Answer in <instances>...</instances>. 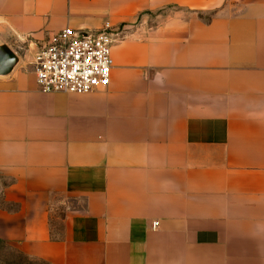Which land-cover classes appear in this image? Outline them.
Masks as SVG:
<instances>
[{
	"label": "crops",
	"instance_id": "1",
	"mask_svg": "<svg viewBox=\"0 0 264 264\" xmlns=\"http://www.w3.org/2000/svg\"><path fill=\"white\" fill-rule=\"evenodd\" d=\"M104 24L107 85L39 91L47 36ZM0 43L18 57L1 243L43 264H264V0H0Z\"/></svg>",
	"mask_w": 264,
	"mask_h": 264
},
{
	"label": "built area",
	"instance_id": "2",
	"mask_svg": "<svg viewBox=\"0 0 264 264\" xmlns=\"http://www.w3.org/2000/svg\"><path fill=\"white\" fill-rule=\"evenodd\" d=\"M114 35V29L108 24L93 31L65 26L52 32L32 57L38 90L80 94L106 86Z\"/></svg>",
	"mask_w": 264,
	"mask_h": 264
},
{
	"label": "rangeland",
	"instance_id": "3",
	"mask_svg": "<svg viewBox=\"0 0 264 264\" xmlns=\"http://www.w3.org/2000/svg\"><path fill=\"white\" fill-rule=\"evenodd\" d=\"M171 10L170 8L165 10ZM200 17L207 18L208 14H200ZM31 66V65H30ZM0 264H43L40 262L32 261L21 255L19 252L14 250L12 247L0 242Z\"/></svg>",
	"mask_w": 264,
	"mask_h": 264
},
{
	"label": "water",
	"instance_id": "4",
	"mask_svg": "<svg viewBox=\"0 0 264 264\" xmlns=\"http://www.w3.org/2000/svg\"><path fill=\"white\" fill-rule=\"evenodd\" d=\"M18 60L17 55L5 43H0V75L8 74Z\"/></svg>",
	"mask_w": 264,
	"mask_h": 264
}]
</instances>
